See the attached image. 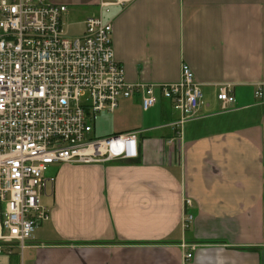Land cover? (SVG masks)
Wrapping results in <instances>:
<instances>
[{"label":"crops","instance_id":"0c3cea01","mask_svg":"<svg viewBox=\"0 0 264 264\" xmlns=\"http://www.w3.org/2000/svg\"><path fill=\"white\" fill-rule=\"evenodd\" d=\"M47 1L75 11L79 35L99 13L97 0ZM107 19L128 82L176 83L187 64L204 104L179 138L159 92L149 111L122 100L106 135L141 131L139 158L50 166L51 219L0 264H264V0H134ZM222 84L236 97L227 110Z\"/></svg>","mask_w":264,"mask_h":264},{"label":"built area","instance_id":"2783aa9c","mask_svg":"<svg viewBox=\"0 0 264 264\" xmlns=\"http://www.w3.org/2000/svg\"><path fill=\"white\" fill-rule=\"evenodd\" d=\"M134 0H97L99 13L84 21V32L69 37L63 19L68 7L47 0L0 1V254L29 247L36 230L51 219L42 200L56 178L52 165L136 160L139 130L96 138L95 122L125 99L139 95L144 111L156 94L179 113L172 124L179 138L204 104L201 84L187 64L179 82L130 83L115 59L112 8ZM256 98L264 99L259 85ZM222 109L236 103L233 85L222 84ZM185 205L192 201L185 199ZM193 215L185 212L188 229ZM185 247V245H184ZM194 251L195 248L191 247ZM192 252L186 259H191Z\"/></svg>","mask_w":264,"mask_h":264},{"label":"rangeland","instance_id":"374dc122","mask_svg":"<svg viewBox=\"0 0 264 264\" xmlns=\"http://www.w3.org/2000/svg\"><path fill=\"white\" fill-rule=\"evenodd\" d=\"M78 21L76 13L74 10H69V12L67 13V15L64 17V29L67 32L69 37H74L79 35L82 30L83 27L78 25L76 22ZM112 123H113V118L109 116V114L107 113H103L101 115L98 116L95 124L98 128H100L101 133H104V135H99V134H95L94 132V136L96 138H103V137H107L106 135V131H110L109 129H111L112 127ZM98 124V125H97ZM116 135V134H113Z\"/></svg>","mask_w":264,"mask_h":264}]
</instances>
